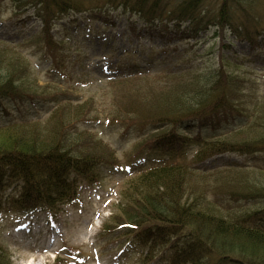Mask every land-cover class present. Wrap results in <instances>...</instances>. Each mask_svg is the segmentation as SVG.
<instances>
[{
	"label": "trees",
	"instance_id": "16d2710c",
	"mask_svg": "<svg viewBox=\"0 0 264 264\" xmlns=\"http://www.w3.org/2000/svg\"><path fill=\"white\" fill-rule=\"evenodd\" d=\"M205 1L181 0L172 8L169 0H108L139 20L140 29L137 23L131 24L138 36L147 32L166 41L198 40L200 29L212 24L221 36L229 30L237 40L249 42L251 54L264 49L263 40L257 39L249 24L233 20L229 0H223L210 16L204 15ZM13 2L20 9L24 0ZM25 3L37 9L43 22L42 41L56 62L55 49L61 43L53 34L54 25L70 11L90 9H84L81 0ZM94 9L89 17L92 21L109 23L108 14L100 7ZM14 46L0 40V212L4 208L52 210L60 202L78 198L80 179L98 183L95 169L118 165L114 152L100 139L72 135L69 130L75 124L69 121L70 115L65 118L72 104L58 101L59 95H51L55 106L60 105L47 118L40 109L22 104L42 98L47 104L50 98L28 88L31 65ZM219 56L217 71L152 73L133 61L129 71L119 65L109 80V87L117 92L112 98L120 115L117 119L128 121L127 128L137 127L143 137L138 153L147 152L150 161L146 168L142 165L135 170L136 175L123 187L125 206L117 219L123 223L111 232L126 227L120 236L132 237L133 243L147 250L143 263L153 261L162 251L158 258L164 264H264V207L246 205L251 199L264 201V181L250 175L245 163L232 162L225 171L202 165L209 157L224 153L264 154V99L252 107L242 105V78L231 70L232 62L225 55ZM141 81L151 86L150 92L134 98L133 90L140 89L134 83ZM151 95L157 105L151 103ZM150 103L151 113L147 112ZM86 109L78 105L72 110L87 119ZM132 115L133 121L125 120ZM230 118L234 122L226 123ZM209 193L227 196L234 204L211 200ZM0 264H13L1 245Z\"/></svg>",
	"mask_w": 264,
	"mask_h": 264
},
{
	"label": "rangeland",
	"instance_id": "374dc122",
	"mask_svg": "<svg viewBox=\"0 0 264 264\" xmlns=\"http://www.w3.org/2000/svg\"><path fill=\"white\" fill-rule=\"evenodd\" d=\"M81 1L84 9L90 11H70L54 25L53 34L61 43L55 49L61 63L59 59L53 62L52 56L48 55L49 48L41 38L43 22L37 9L27 5V0L22 2L20 9L13 0H0V40L15 45L25 54L32 69L26 81L28 88L42 92L45 98L59 95L58 101L72 104L65 116L67 119L70 115L69 121L75 124L69 130L72 135L88 134L100 139L114 152L113 159L118 165L106 164L95 169L100 177L98 183L80 179L78 198L60 202L52 210L39 208L34 212H17L4 208L0 213V245L10 253L13 264H143L133 238L119 237L127 229L111 232L123 223V219L120 222L117 219L123 216L122 189L133 177V161L137 158L144 163L147 157V152L138 154L143 137L137 127L127 128L128 121L117 119L120 115L112 101L115 92L109 87V80L119 65L129 71L135 61L152 73L198 71L200 74L217 71L219 55L223 54L232 62L231 70L242 78L239 96L244 103L241 104L252 107L253 102L264 99V49L251 54L249 42L237 40L233 31L226 30L221 36L217 26L210 24L200 29L198 40L182 42L166 41L147 32L138 36L131 24L137 23L140 29L141 23L128 11L109 4L108 0ZM169 1L175 8L181 0ZM222 1L206 0L204 15L210 16ZM229 5L233 20L249 24L252 32L257 33V39L264 43V0H229ZM95 7L108 14L109 23L89 18ZM223 45L230 48L224 49ZM247 55L251 56L247 59L244 57ZM182 57L185 60H179ZM134 84L140 85L139 90L132 92L134 98L143 97L146 90L150 92L149 84L143 81ZM48 100L47 104H43L47 101L44 98L22 104L31 110L40 109L47 118L60 105L55 106L51 98ZM151 100L157 105L155 96ZM151 103L147 110L150 113ZM48 104H53L54 109ZM9 105L12 109L16 107L14 102ZM78 105L86 106L88 115L84 118L87 119L74 114L72 109ZM125 120L133 121V115ZM232 122L230 118L226 123ZM191 132L198 133V129ZM203 133L210 134L211 131L203 130ZM221 133L219 131L218 135ZM232 162L248 164L245 168L250 175L264 181V154L261 153L214 155L203 165L225 171ZM209 195L212 199L218 198L223 205L234 204L227 196ZM249 204L253 209L264 207L262 200L251 199L246 203Z\"/></svg>",
	"mask_w": 264,
	"mask_h": 264
}]
</instances>
